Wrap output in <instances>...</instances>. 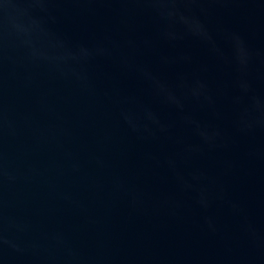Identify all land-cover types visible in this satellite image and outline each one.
I'll list each match as a JSON object with an SVG mask.
<instances>
[{"label": "water", "instance_id": "obj_1", "mask_svg": "<svg viewBox=\"0 0 264 264\" xmlns=\"http://www.w3.org/2000/svg\"><path fill=\"white\" fill-rule=\"evenodd\" d=\"M0 264H264V0H0Z\"/></svg>", "mask_w": 264, "mask_h": 264}]
</instances>
